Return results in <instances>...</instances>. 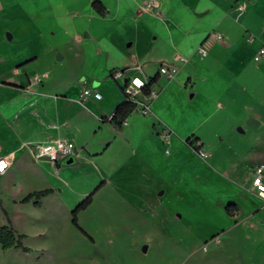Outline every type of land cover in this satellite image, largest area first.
Returning <instances> with one entry per match:
<instances>
[{
  "label": "rangeland",
  "instance_id": "374dc122",
  "mask_svg": "<svg viewBox=\"0 0 264 264\" xmlns=\"http://www.w3.org/2000/svg\"><path fill=\"white\" fill-rule=\"evenodd\" d=\"M159 1L162 5L151 13L156 16L146 12L129 31L138 37L139 32L151 29L156 37L152 49L158 56L181 53L189 59L197 83L185 89L174 80L161 109L179 138L195 134L204 139L207 156L195 150L203 159L199 181L192 180L183 188L168 178L170 195L160 204L145 179L137 183L120 179L112 152L91 161L76 158L63 165L61 174L19 154L14 166L6 173L0 171L4 207L3 211L0 206V225L12 224L25 234L23 242L32 250L3 249L0 244V264H264V197L250 191L249 175L256 161L264 163V54L255 60L264 46V0L258 2L259 11L253 0H240L243 8L238 19L237 5L231 8L229 0H202L212 13L196 17L186 13L183 0ZM39 3V33L20 29L24 41L18 49L36 59L16 69L6 62L0 66V77L13 79L26 71L34 76L47 71V92L53 97L67 95L63 103L64 113L69 114L67 124H80L87 135L86 120L96 117L100 100L89 96L84 104L80 98L86 86L83 81L99 86L103 97L119 89L112 76L111 83H105L103 72L105 64L125 50L103 48L100 41L107 30L125 26L113 18L103 21L85 0ZM137 11L140 17L139 5ZM221 13L232 14L222 26L230 39L214 44L210 39L205 43L208 54L201 58L196 50L208 34L200 35L215 31ZM142 43L147 45L145 37ZM5 53L6 48L0 47V59ZM118 81L124 84L122 76ZM162 82L165 86L167 81ZM155 89H160L157 84ZM251 117L260 125H250ZM110 134L99 130L87 138L95 143ZM166 147L173 152L169 161L179 156L180 163L187 162L179 143ZM209 153L214 157L206 167ZM167 169L168 176L176 170L171 164ZM49 187L56 189L40 206L34 200L21 202L30 191ZM90 194L91 203L78 213L84 234L73 223L72 211ZM229 204L236 205L232 217L226 212Z\"/></svg>",
  "mask_w": 264,
  "mask_h": 264
},
{
  "label": "crops",
  "instance_id": "0c3cea01",
  "mask_svg": "<svg viewBox=\"0 0 264 264\" xmlns=\"http://www.w3.org/2000/svg\"><path fill=\"white\" fill-rule=\"evenodd\" d=\"M94 1L96 0H85L88 6H91L93 12L102 17L103 21H111L113 18L118 20V25L125 26L121 28L127 29H124V31L121 28L109 29L106 32V37L100 41L103 48L117 46L125 50L122 56L112 59L107 65L105 64L103 72L105 83H111L108 80L111 70L123 72L124 84L129 78L134 77L150 80L151 77L158 74L159 66L162 63H175L180 55L186 57L181 53H176L174 56H158L152 49L155 43L153 39H156V37L153 38L154 32L151 29L146 28L143 32H139L138 37L129 31L130 26L134 25V22L144 19L142 17L146 12L153 16L152 14L158 11V8L162 5L159 0H98L106 7L107 12L105 15H101L96 11L93 6ZM201 1L183 0L185 5L183 8L190 17L195 15L209 16L212 13L210 5L201 3ZM214 1L216 3L219 2L218 0ZM242 1L247 2L248 0ZM258 2L259 0H253V7L257 11L260 10ZM233 3L237 5L239 10L236 17L238 19L242 16L240 12L243 6L240 0H229L231 8L234 7ZM39 4V0H0V47L6 48L5 57L0 59V66H4V63L7 62L10 67L16 69L36 59V57H25L18 49L19 45L24 41V34L20 32V29L24 31L28 29L30 32L39 33L42 20ZM137 5L143 11L140 17H138L140 13L137 11ZM48 16L49 18L51 17L50 14ZM227 17H232V14L223 15L221 13L218 16V23L214 27L215 31L223 34L224 43H227L230 39L229 33L224 31L222 27L223 24L228 23ZM213 33L205 30L200 36L208 35L199 45H205L209 41L207 38ZM86 34L90 36L89 32ZM144 37L147 39L146 47L142 43V38ZM212 47L214 46L212 45ZM225 48H228L227 44ZM196 53L199 55L197 50ZM186 58L187 62L180 66L179 72L173 78L169 79L158 74L156 84L160 89L150 104V113L144 114L136 110L128 117L122 129L116 128L110 121L103 122L101 119L104 116H111L118 104L124 99V93L120 87L121 84L118 78H115L119 85V89L117 88L116 92L106 97L101 96L100 99H95L92 96L93 99L96 101L100 100V102H98V108L95 112L96 117L88 116L86 120L85 130H88L87 135L83 133L84 129L82 130L80 124H67L69 114L67 115L63 111V103H65L67 95L57 94L53 97L47 92L44 83L45 79L50 77L47 71L43 75L36 74L35 76L26 71L13 79L0 77V158H4L5 164L2 172L6 173L14 166L18 155L23 154L29 156L33 161L40 162L46 168L49 167L51 169L52 167L55 174L63 173V165L66 164V160L54 163L45 157L37 156L41 146L51 140L63 138L73 141L76 148L77 146L81 147L80 149L77 148L74 160L82 158L86 161H91L94 158L105 157L112 152L113 157L119 163L116 171L122 174L120 179H134L136 180L135 183L139 182V179H145L148 182L146 186L151 188L150 194L156 195L159 203L163 204L170 195L166 189V180L171 178L173 183L183 188L186 183L192 180L199 181L198 171H200L203 160L196 155L195 149L186 143L189 136L179 138L178 130L164 119L163 110L161 109L166 103L169 87H173L171 83L174 80H178L181 85L184 84L185 89L189 86V83L192 85L197 83L189 69V59L188 57ZM158 61L159 63H157ZM37 76L40 77L39 80H36ZM163 79L167 81L165 86L162 82ZM86 81L89 86L92 85L99 90V86H96L95 83L90 80ZM80 98L83 101L86 100L83 94H81ZM84 104L87 105L86 101H84ZM75 127H77L79 132ZM164 129L169 132L167 138L163 136L162 131ZM99 130L108 131L111 134L102 137L95 143L87 138V136L94 137ZM112 135L113 139H111ZM191 136L199 138L197 142L206 150L205 141L202 137L195 134ZM174 143H179L181 155L184 159H187L186 163H180L181 158L179 156L169 161L168 156L172 155L173 152L166 146H173ZM209 154L210 157L205 160L206 167L211 162L208 160L214 157V154ZM184 159L182 160L184 161ZM257 163L263 162L256 161L251 166L249 174L251 175L250 191L254 194L257 193L251 190L252 169ZM169 164L173 165L176 170L168 176L167 166ZM169 173L171 172L169 171ZM103 182L106 183L107 180ZM49 188L56 189V187ZM181 194H185L184 189H182Z\"/></svg>",
  "mask_w": 264,
  "mask_h": 264
},
{
  "label": "built area",
  "instance_id": "2783aa9c",
  "mask_svg": "<svg viewBox=\"0 0 264 264\" xmlns=\"http://www.w3.org/2000/svg\"><path fill=\"white\" fill-rule=\"evenodd\" d=\"M241 8V7H240ZM207 39H212V42H217L219 40H224L222 33L215 31L213 34L209 35ZM197 52L201 57H204L208 54V48L206 45H199ZM264 54V46L259 48V51L255 55V60H260L261 56ZM187 62V58L184 56H178L175 63H162L159 66L158 74L166 78H173L180 69V66ZM123 75V72L116 70L114 72V78H119ZM40 77L37 76L36 80H39ZM139 82V83H137ZM149 82V79H141L139 77L129 78L125 82V91L128 95L131 96V99L137 104V110L141 111L144 114L150 113V104L151 99H154L157 95V90H151L148 97L142 95V88L145 87ZM86 86L83 89V97L87 98L93 96L95 99H100L102 94L100 91L88 84L86 80L83 81ZM164 138H167L169 135L168 130L164 129L162 131ZM199 143V142H198ZM169 152V150H167ZM200 156L206 157L207 153L199 147L197 150ZM77 153L76 145L73 141L63 138H57L47 142L44 146H41L39 152L37 153L38 157H45L48 160L58 163L65 161L68 157H74ZM251 190L256 192L259 196L264 197V163H257L253 166L252 169V183Z\"/></svg>",
  "mask_w": 264,
  "mask_h": 264
},
{
  "label": "trees",
  "instance_id": "16d2710c",
  "mask_svg": "<svg viewBox=\"0 0 264 264\" xmlns=\"http://www.w3.org/2000/svg\"><path fill=\"white\" fill-rule=\"evenodd\" d=\"M93 6L99 14L101 15L106 14L107 10L102 2L96 0L94 1ZM114 72L115 70H111L109 75L113 76ZM157 81H158V74L151 77L148 84L142 88V95L148 97L151 90L155 89V84L157 83ZM120 87L124 93L123 101L118 104V106L116 107L115 111L111 116H104L101 118L103 122H107V121L112 122L115 125V127L118 129H122L128 117L137 110V104L131 99V96L128 95L125 91V84L120 85ZM150 101L152 102L153 99H151ZM192 138H193L192 136L187 138L186 143L191 145V147L197 151L201 146V144L197 142L199 138H194L195 139L194 141H192ZM53 191H54L53 188L34 190L32 192H29L27 195H25L21 199V202H29L31 200H34V204L40 206L42 199L48 196L49 194H51ZM91 201H92V194H90L85 200L79 203L77 207L72 211L73 223L84 234H87V232L78 223V213L81 209L87 208L88 205L91 203ZM0 206L4 211V207L1 199H0ZM232 208H236V205L229 204L226 206V212L229 216H234L235 211L232 210ZM24 237L25 234L18 233L12 224L0 225V244L3 249L18 248L25 252H30L32 249L24 244L23 242Z\"/></svg>",
  "mask_w": 264,
  "mask_h": 264
},
{
  "label": "water",
  "instance_id": "95a60500",
  "mask_svg": "<svg viewBox=\"0 0 264 264\" xmlns=\"http://www.w3.org/2000/svg\"><path fill=\"white\" fill-rule=\"evenodd\" d=\"M249 124L250 125H252V126H259L260 125V122L259 121H257L255 118H253V117H251L250 119H249ZM239 130L241 131V132H243V130L241 129V128H239ZM74 162V157H68L67 159H66V163L67 164H71V163H73Z\"/></svg>",
  "mask_w": 264,
  "mask_h": 264
},
{
  "label": "snow or ice",
  "instance_id": "6c2138e0",
  "mask_svg": "<svg viewBox=\"0 0 264 264\" xmlns=\"http://www.w3.org/2000/svg\"><path fill=\"white\" fill-rule=\"evenodd\" d=\"M137 83H139V82H137ZM4 167H5V165H3L2 163H0V171H2Z\"/></svg>",
  "mask_w": 264,
  "mask_h": 264
},
{
  "label": "bare ground",
  "instance_id": "6f19581e",
  "mask_svg": "<svg viewBox=\"0 0 264 264\" xmlns=\"http://www.w3.org/2000/svg\"><path fill=\"white\" fill-rule=\"evenodd\" d=\"M2 164L5 165L4 162H2ZM4 168H5V167H4ZM4 168H3V169H4Z\"/></svg>",
  "mask_w": 264,
  "mask_h": 264
}]
</instances>
